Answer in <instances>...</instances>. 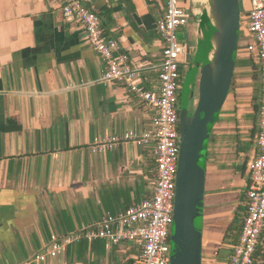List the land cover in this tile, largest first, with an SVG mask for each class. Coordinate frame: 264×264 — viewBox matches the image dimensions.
<instances>
[{
    "label": "crops",
    "instance_id": "0c3cea01",
    "mask_svg": "<svg viewBox=\"0 0 264 264\" xmlns=\"http://www.w3.org/2000/svg\"><path fill=\"white\" fill-rule=\"evenodd\" d=\"M165 3L93 0L91 7L124 52L157 65L163 43L155 25ZM195 7L201 10L200 3ZM196 19L181 27L179 37L191 48ZM102 71L82 25L64 20L60 0H0V264H136L137 243L87 238L55 257L34 259L51 235L95 225L150 192L155 177L150 146L127 142L104 153L90 149L96 137L148 129L152 116V108L121 84L101 83ZM254 77L259 85L254 57L241 47L206 147L204 199L230 197L234 206L224 212L231 224L236 218L242 222L248 166L257 152L260 85L253 87ZM156 80L152 70L147 85ZM228 239L224 254H204L205 264L225 262L237 241ZM253 264H264V227Z\"/></svg>",
    "mask_w": 264,
    "mask_h": 264
},
{
    "label": "built area",
    "instance_id": "2783aa9c",
    "mask_svg": "<svg viewBox=\"0 0 264 264\" xmlns=\"http://www.w3.org/2000/svg\"><path fill=\"white\" fill-rule=\"evenodd\" d=\"M188 0H166L163 13L156 21V32L163 47L161 62L134 59L123 51L119 41L106 34L102 21L92 9L93 0H60L65 21L82 25L87 44L103 63L101 83L122 87L152 108L150 127L144 131H126L121 135L93 139L90 149L106 152L121 143L150 146L155 177L150 192L141 201L122 212L107 213L95 225L81 228L64 236L51 235L46 250L34 259L44 261L55 257L62 249L83 238L104 239L112 244L135 242L140 251L136 264H169L170 227L176 193V173L179 156V92L189 44L179 39L178 31L188 26L191 16ZM240 0L241 21L237 50L254 57L260 85L256 156L248 166L246 204L240 232L223 264H253L254 254L264 227V0ZM155 70L156 83L147 85V75Z\"/></svg>",
    "mask_w": 264,
    "mask_h": 264
},
{
    "label": "water",
    "instance_id": "95a60500",
    "mask_svg": "<svg viewBox=\"0 0 264 264\" xmlns=\"http://www.w3.org/2000/svg\"><path fill=\"white\" fill-rule=\"evenodd\" d=\"M187 3L190 16L198 19L179 92V156L169 264H205L206 147L229 92L241 21L240 0ZM196 3L201 4L199 12Z\"/></svg>",
    "mask_w": 264,
    "mask_h": 264
},
{
    "label": "rangeland",
    "instance_id": "374dc122",
    "mask_svg": "<svg viewBox=\"0 0 264 264\" xmlns=\"http://www.w3.org/2000/svg\"><path fill=\"white\" fill-rule=\"evenodd\" d=\"M162 0H160V3ZM243 6L249 7V3L246 0H243ZM183 28L180 29V32H178V37L183 38L184 35L182 33ZM180 39V38H179ZM184 42H186L185 39H183ZM193 47L191 48V50ZM190 50V51H191ZM192 51L190 52L189 57L191 56ZM248 64V74H250L252 77L253 75V67L251 66V62L246 61ZM186 68V65H185ZM184 73V72H183ZM252 85L254 88H258V81L256 77L252 78ZM257 97V96H256ZM258 99L255 100L257 102ZM208 187H206V190L204 191V194L208 192ZM205 197V195H204ZM230 197H226V194L223 193L221 196H218L217 198H209L207 196L206 200L204 199V205L205 207V219H204V249L203 254L208 252H217L219 250V255L224 254L225 248L228 245V235L227 228L229 224H231V220H228L227 213L224 212L226 209L229 210V208L232 207L234 201L229 199ZM209 203L211 204L209 206ZM224 205V206H222ZM234 206V205H233ZM224 212V213H223ZM223 213V214H222ZM235 220V219H234ZM211 237V238H210ZM231 237V236H230ZM210 238V240H209ZM219 262V261H218ZM220 264V263H219Z\"/></svg>",
    "mask_w": 264,
    "mask_h": 264
},
{
    "label": "trees",
    "instance_id": "16d2710c",
    "mask_svg": "<svg viewBox=\"0 0 264 264\" xmlns=\"http://www.w3.org/2000/svg\"><path fill=\"white\" fill-rule=\"evenodd\" d=\"M240 227H241V224H240L239 218H236V220L232 224H230V226L228 227V231H229L228 236L232 237L231 242L234 243L236 239L238 238Z\"/></svg>",
    "mask_w": 264,
    "mask_h": 264
}]
</instances>
